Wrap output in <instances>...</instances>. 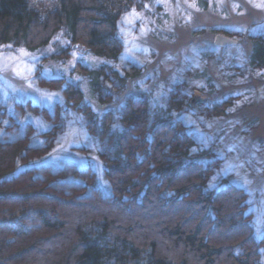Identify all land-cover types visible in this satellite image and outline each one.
I'll return each instance as SVG.
<instances>
[{
	"label": "trees",
	"instance_id": "trees-1",
	"mask_svg": "<svg viewBox=\"0 0 264 264\" xmlns=\"http://www.w3.org/2000/svg\"><path fill=\"white\" fill-rule=\"evenodd\" d=\"M156 1L0 0V52L52 47L50 59L61 62L81 49L98 64L76 65L74 74L89 77L106 105L139 76L150 55L143 41L163 40L157 33L180 23L167 22ZM253 40L247 68L264 73V35ZM37 71L42 90L66 84L53 103L40 100L31 112L0 92V264H264L262 203L251 207L249 193L258 160L220 137L236 124L231 98L192 109L177 82L159 107L140 96L100 118L81 107L86 96L67 77L49 82ZM65 149L67 157L57 154ZM27 155L41 159L26 166ZM45 165L90 171L91 181H69L99 200L54 201L31 178L9 182L30 171L35 179Z\"/></svg>",
	"mask_w": 264,
	"mask_h": 264
},
{
	"label": "rangeland",
	"instance_id": "rangeland-1",
	"mask_svg": "<svg viewBox=\"0 0 264 264\" xmlns=\"http://www.w3.org/2000/svg\"><path fill=\"white\" fill-rule=\"evenodd\" d=\"M197 1H156L155 4L160 3L163 7L165 18L166 15L168 17L167 22L180 23L169 24L173 26L162 33H157L163 40L150 38L143 41L150 55H145V63L139 76L128 80L124 93L109 104L100 105L98 100L94 99L89 77L74 74L76 65L90 67V63L96 64L87 54L81 52V49L76 50L75 47L68 52L67 60L61 62L50 59L54 52L52 47L33 53L23 47H5L0 52V92L12 98L14 103L26 100L31 112L32 104L37 105L40 100L53 103L56 98L54 94L58 92L59 87L64 90L66 84L52 86L50 91L40 89L35 82L39 75L37 68L41 67L45 81L56 82L60 78L67 77L72 85H76L86 96L81 100V107L87 106L91 113L98 114L100 118L108 115L116 116L125 108L128 99H136L140 96L146 97L151 107H159L164 102L163 97L168 96L177 82L183 84L188 95L193 96L189 105L192 109L198 104L208 102L214 104L216 100L231 98L235 106L230 110L236 114L233 117L236 124L235 127L228 126L227 130L224 129L222 133L224 135L220 137H223L221 140L225 147L228 145L231 149L232 147L242 149L250 157L256 158L255 162L259 161V167L252 172L253 175L259 171L258 174L253 175V180L251 179L249 193L252 195L251 207L260 206L262 203L260 215L261 220L264 221V78H261L264 73L247 68L252 43L246 37H242L241 42L235 47H218L214 44L217 34L228 33L237 37L236 33L242 34L244 30H248L247 35L255 38L264 35V0H207L209 1L207 8L201 4L202 9L199 7L201 1L199 3ZM159 26L163 27L156 25ZM148 33L145 35L148 36ZM225 73L228 77H225ZM208 78H214L218 82L212 83ZM39 82L41 83V80ZM196 96L206 101L192 106L191 103ZM217 126H219L218 120L213 123L212 130L214 131ZM15 137L17 138L18 135ZM4 140L11 141V138L5 136ZM66 141V145H69L70 140ZM51 154L52 152H49L45 157ZM57 154L67 157L66 149L57 151ZM35 157L38 155H27L21 162L26 166H33L35 164L33 160L41 159ZM16 166L19 164L16 163ZM66 166V169L58 171L53 168L50 170L48 165L36 166L37 170L41 171L38 174L34 172L35 179L32 176L33 172L30 171L25 175L12 177L9 182L18 184L22 181L26 185L31 179L35 180L34 182L47 186L45 193L50 197L54 195V201L60 197L87 202L99 200L100 196L83 198L86 193L82 186L69 181L71 174L80 182L91 181L94 179L89 177L91 172L85 170L86 173H82L79 168ZM111 203L112 199L105 201V204ZM261 236L264 237V230Z\"/></svg>",
	"mask_w": 264,
	"mask_h": 264
},
{
	"label": "flooded vegetation",
	"instance_id": "flooded-vegetation-1",
	"mask_svg": "<svg viewBox=\"0 0 264 264\" xmlns=\"http://www.w3.org/2000/svg\"><path fill=\"white\" fill-rule=\"evenodd\" d=\"M254 30V29H253ZM248 31V30H247ZM247 31L246 30H244L243 32H242V34H237L236 33V36L237 37H235L234 35H230V34H224L225 36H227V37H229V38H231L232 40H234L235 42L233 43V44H228V45H225V46H218V47H235V46H237L240 42H241V38L242 37H246L249 41H251V43H252V45H251V53L249 54V57L252 55V53H253V42H254V40H253V38L254 37H252V36H250V35H247ZM249 34V33H248ZM218 35V34H217ZM248 60H249V58H248ZM261 78H264L262 75H261ZM206 101V99H204V101H200V102H205ZM200 102H197L196 104H198V103H200ZM193 103V102H192ZM192 103H191V105H192ZM196 104H194V105H192V106H195Z\"/></svg>",
	"mask_w": 264,
	"mask_h": 264
},
{
	"label": "water",
	"instance_id": "water-1",
	"mask_svg": "<svg viewBox=\"0 0 264 264\" xmlns=\"http://www.w3.org/2000/svg\"><path fill=\"white\" fill-rule=\"evenodd\" d=\"M235 41L232 40L231 38L225 36L224 34H218L215 36V39H214V44L216 46H225V45H228V44H233ZM200 101H204L203 98H201L200 96H196L194 98V101L192 103V105L196 104L197 102H200Z\"/></svg>",
	"mask_w": 264,
	"mask_h": 264
},
{
	"label": "bare ground",
	"instance_id": "bare-ground-1",
	"mask_svg": "<svg viewBox=\"0 0 264 264\" xmlns=\"http://www.w3.org/2000/svg\"><path fill=\"white\" fill-rule=\"evenodd\" d=\"M259 162H256V164H255V168L257 169L258 167H259Z\"/></svg>",
	"mask_w": 264,
	"mask_h": 264
},
{
	"label": "snow or ice",
	"instance_id": "snow-or-ice-1",
	"mask_svg": "<svg viewBox=\"0 0 264 264\" xmlns=\"http://www.w3.org/2000/svg\"><path fill=\"white\" fill-rule=\"evenodd\" d=\"M258 6H260V5H258Z\"/></svg>",
	"mask_w": 264,
	"mask_h": 264
}]
</instances>
